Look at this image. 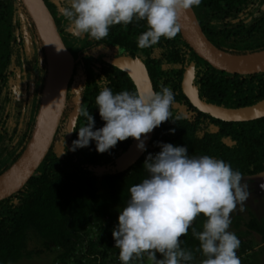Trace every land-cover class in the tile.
Instances as JSON below:
<instances>
[{
  "label": "trees",
  "instance_id": "obj_1",
  "mask_svg": "<svg viewBox=\"0 0 264 264\" xmlns=\"http://www.w3.org/2000/svg\"><path fill=\"white\" fill-rule=\"evenodd\" d=\"M45 2L74 57V72L65 112L48 154L22 189L0 201V264H18L43 254L53 255L52 264H121L112 232L119 223L128 188L147 176L143 165L148 153L161 151L157 142L186 146L190 156L223 159L243 174L242 179L264 174V117L248 122L216 119L194 107L182 89L186 70L194 64L193 85L203 101L228 108L252 106L264 101V72L220 71L199 57L181 32L140 49L137 38L147 30L144 20H134L126 28L114 25L101 41L87 35L78 37L62 14L66 0ZM193 9L218 49L235 55L264 50V0H202ZM99 52L126 54L144 63L155 91L161 90L163 81L175 95L171 106L175 122L170 118L157 127L145 153L125 171L118 168L117 160L134 138L118 142L104 153L97 152L94 140L72 150L79 127L87 123L80 111L73 127L76 130L68 129L69 118L78 107L91 113L95 128L105 123L95 105L100 91L97 80L107 76V86L114 93L137 89L126 72L106 62L104 55L97 57ZM46 76L45 51L22 1L0 0V176L20 160L31 141ZM99 166L107 169L102 175L95 172ZM204 219L201 214L192 227L202 230ZM242 220L236 217V227ZM245 225L248 235L236 234L241 241L237 254L242 261L254 264L257 244L252 233L264 244V217L251 213ZM33 240L39 246L31 249ZM181 246L193 252L194 259L187 264H199L204 258L196 251L199 241L191 229L181 238ZM157 258L162 256L157 253ZM131 264L151 262L145 256Z\"/></svg>",
  "mask_w": 264,
  "mask_h": 264
},
{
  "label": "clouds",
  "instance_id": "obj_2",
  "mask_svg": "<svg viewBox=\"0 0 264 264\" xmlns=\"http://www.w3.org/2000/svg\"><path fill=\"white\" fill-rule=\"evenodd\" d=\"M202 0H66L63 16L72 33L101 41L110 28L144 20L147 30L138 38L140 49L150 48L161 38L172 39L181 31V18ZM48 44V43H45ZM103 47V45H100ZM63 48H58L61 50ZM107 76L96 82L95 97L99 115L105 122L95 128V119L82 108L87 123L79 127L72 150L95 141L99 153L110 151L118 142L134 138L146 151L147 134L172 118L173 91L160 83L154 89L124 90L114 93L107 86ZM176 119H179L177 117ZM174 120V119H173ZM175 122V120H174ZM73 128L70 132L75 131ZM174 131V130H173ZM161 151L148 153L144 161L147 176L128 188V198L120 208L118 225L112 235L119 249L121 264L147 259L151 264H187L193 252L181 246V238L191 229L199 241V264H242L237 252L241 241L229 231L231 213L241 211L249 198L243 174L230 163L210 155L190 156L186 146L157 142ZM205 217L202 230L192 227L198 216ZM159 253L162 258H157Z\"/></svg>",
  "mask_w": 264,
  "mask_h": 264
},
{
  "label": "water",
  "instance_id": "obj_3",
  "mask_svg": "<svg viewBox=\"0 0 264 264\" xmlns=\"http://www.w3.org/2000/svg\"><path fill=\"white\" fill-rule=\"evenodd\" d=\"M21 1L34 22L38 37L42 42L47 63V76L41 108L31 141L20 160L0 176V201L22 189L34 176L48 154L65 112L69 84L75 66L74 57L65 46L45 0ZM181 23L183 27L180 32L184 40L199 57L209 62L214 68L232 74L264 72V50L252 54L235 55L218 49L206 36L193 8L181 18ZM57 47L63 49L58 51ZM109 62L126 72L134 81L137 89H154L144 63L131 57H120ZM194 73L195 67L192 64L186 70L182 89L191 104L199 111L226 122H248L264 117V101L241 108L216 106L203 101L193 85ZM79 113L80 107L70 116L68 121L70 131ZM155 130L156 128L147 134L146 148L149 147ZM138 143L139 141L133 139L129 148L118 158L117 166L121 171L129 169L145 153L138 149ZM106 170L105 166L95 168V172L99 175L104 174Z\"/></svg>",
  "mask_w": 264,
  "mask_h": 264
},
{
  "label": "rangeland",
  "instance_id": "obj_4",
  "mask_svg": "<svg viewBox=\"0 0 264 264\" xmlns=\"http://www.w3.org/2000/svg\"><path fill=\"white\" fill-rule=\"evenodd\" d=\"M19 86H15V91L18 92ZM20 93V91H19ZM242 182H246L248 184V190L250 192L249 198L243 205V210L241 211L240 206H237V209L232 212L231 215V225L229 231L234 232L235 234L248 235V229L245 225V222L249 221L251 218V213L255 216L262 218L264 217V174L259 176L250 178H243ZM242 217L243 220L239 227H236L234 220L236 217ZM255 243L257 244V248L255 249L256 255V263L254 264H264V244L261 242V237L252 233ZM39 246V243L36 241L30 242V248H35ZM254 259V261H255ZM53 255L43 254L42 257H34V258H26L20 261L18 264H52ZM242 264H248L247 262L242 261Z\"/></svg>",
  "mask_w": 264,
  "mask_h": 264
},
{
  "label": "flooded vegetation",
  "instance_id": "obj_5",
  "mask_svg": "<svg viewBox=\"0 0 264 264\" xmlns=\"http://www.w3.org/2000/svg\"><path fill=\"white\" fill-rule=\"evenodd\" d=\"M101 55H104V57H103V59L106 61V62H108V63H110L109 61L110 60H114V59H117V58H120V57H131V56H129V55H126V54H122V55H117V54H111V53H108V54H105V53H103V52H99L98 54H97V57H99V56H101ZM131 58H133V57H131ZM133 59H135V58H133ZM123 71V70H122ZM72 90V89H71Z\"/></svg>",
  "mask_w": 264,
  "mask_h": 264
}]
</instances>
